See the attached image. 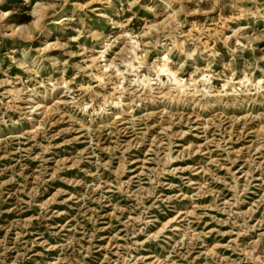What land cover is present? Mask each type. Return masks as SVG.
Returning a JSON list of instances; mask_svg holds the SVG:
<instances>
[{"label": "rangeland", "instance_id": "1", "mask_svg": "<svg viewBox=\"0 0 264 264\" xmlns=\"http://www.w3.org/2000/svg\"><path fill=\"white\" fill-rule=\"evenodd\" d=\"M0 11V264H264V0Z\"/></svg>", "mask_w": 264, "mask_h": 264}, {"label": "bare ground", "instance_id": "2", "mask_svg": "<svg viewBox=\"0 0 264 264\" xmlns=\"http://www.w3.org/2000/svg\"><path fill=\"white\" fill-rule=\"evenodd\" d=\"M36 12V11H35ZM39 12V11H38ZM38 14V13H37ZM4 15L5 13L0 11V17L4 20ZM38 20V19H37ZM5 21V20H4ZM5 27L7 26V24L4 22L3 24ZM65 53V52H64ZM169 56L165 53L164 57H163V63H160L161 65L157 66V74L158 76H161L162 74H167L171 80H177L176 77V73L172 70V68L170 67L168 61H169ZM167 77V76H166ZM179 81V80H178ZM43 104V103H42ZM39 105V104H38ZM122 115V114H121Z\"/></svg>", "mask_w": 264, "mask_h": 264}]
</instances>
